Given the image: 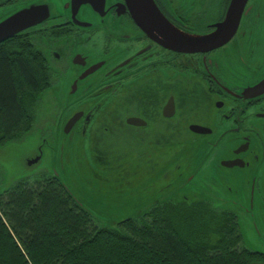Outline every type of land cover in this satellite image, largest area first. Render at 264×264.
Wrapping results in <instances>:
<instances>
[{
    "label": "flooded vegetation",
    "instance_id": "obj_1",
    "mask_svg": "<svg viewBox=\"0 0 264 264\" xmlns=\"http://www.w3.org/2000/svg\"><path fill=\"white\" fill-rule=\"evenodd\" d=\"M154 1L170 25L188 36L214 33L232 2ZM122 3L106 0L98 10L89 5L76 9L74 0H0V24L31 8L48 14L5 42L28 40L53 73L51 88L61 83L57 91L71 99L67 118L56 126L60 135L75 114L83 113L71 134L93 146L128 138L169 148L171 142L196 143L202 137L212 158L203 190H213V208L229 209L220 210L234 215L238 226L242 218L246 234L240 226L239 232L250 250L246 236L264 241V0H249L227 45L194 54L154 42L118 7ZM132 118L147 125H130ZM193 127L212 134H197ZM181 168L178 183L170 186L180 196L173 200L190 197L184 191L198 172L189 163ZM180 181L185 185L177 186ZM203 190L191 197L209 201Z\"/></svg>",
    "mask_w": 264,
    "mask_h": 264
},
{
    "label": "trees",
    "instance_id": "obj_2",
    "mask_svg": "<svg viewBox=\"0 0 264 264\" xmlns=\"http://www.w3.org/2000/svg\"><path fill=\"white\" fill-rule=\"evenodd\" d=\"M52 79L28 40L0 44V147L34 129ZM116 143L95 151L111 167ZM192 199L99 226L56 176L21 180L0 194V264H264L244 246L234 215Z\"/></svg>",
    "mask_w": 264,
    "mask_h": 264
},
{
    "label": "rangeland",
    "instance_id": "obj_3",
    "mask_svg": "<svg viewBox=\"0 0 264 264\" xmlns=\"http://www.w3.org/2000/svg\"><path fill=\"white\" fill-rule=\"evenodd\" d=\"M93 17L96 22L97 16ZM60 84L45 92L34 129L20 140L0 147V194L21 180H33L42 173L56 175L97 225L115 227L123 219L136 218L172 194L170 186L177 174L183 172V168L179 169L183 163L192 164V170L198 168L199 173L194 184L184 189V194L191 197L196 189L202 192L203 182L209 184L211 149L205 148L202 137H197L196 143L171 142L169 148L157 146L156 142L142 145L126 138L112 148L120 158L111 157V167L95 152L99 143L93 146L74 133L60 135L56 126L67 118L71 107V99L57 91ZM41 144L45 156L41 163L29 168L28 161ZM257 241L264 247V241Z\"/></svg>",
    "mask_w": 264,
    "mask_h": 264
},
{
    "label": "water",
    "instance_id": "obj_4",
    "mask_svg": "<svg viewBox=\"0 0 264 264\" xmlns=\"http://www.w3.org/2000/svg\"><path fill=\"white\" fill-rule=\"evenodd\" d=\"M74 1L77 2L76 9L81 7L82 5H89L100 10L103 7L105 8V3H106V0H74ZM248 2L249 0H232L225 21L217 25V29L214 33L206 36H197V35L188 36L175 30L162 15L154 0H124V3L118 4V7H122L125 12H128L131 18L137 24V26L141 29V31L145 33L150 39H152L157 44L173 51L194 54V53L209 52L227 45L237 34V31L241 24L242 16L244 14ZM47 15L48 14L41 7H38V8L23 10L11 16L10 18H8L7 20H5L0 24V44L4 43L5 41L14 37L15 35H18L19 33H21L26 29L41 24L46 19ZM76 23H79V21L76 20ZM101 67L103 66L97 67L92 71L90 70V73L89 72L86 73L81 79H84L85 77H87L94 71L100 69ZM82 117H83V113L75 114L68 121V123L65 124L63 132L66 135H70L72 130L75 128L77 123L82 119ZM64 120L65 118L62 119V121ZM128 123L133 126L147 125L146 122L140 119H133V118L129 119ZM192 131L202 135L212 134L211 130L204 129L201 127H193ZM43 145L44 144H41L38 147L35 156L28 161L27 166L29 168H33V166L38 165L43 160L45 156ZM50 151L52 152V149H50ZM234 165L235 164H231V166ZM198 174L199 173H197V175ZM56 177L59 178L58 176ZM180 182L181 183L178 184L177 186L185 185L184 182L182 181ZM61 183L64 185L66 190L73 196V198L77 201V203L83 206L70 192L67 186L62 181ZM176 183H178V179H176L175 183L172 185H175ZM178 193L179 192H173L172 194H168L166 198H164L162 201H158L154 203L152 207L157 203L172 199V197L174 195H177ZM203 193L207 195L209 197L207 199L213 203V190H207V191L203 190ZM181 199L182 198H180L179 200ZM189 199H192V197H188L187 200ZM205 200H206L205 198L200 197L197 201H205ZM192 201H196V199H192ZM217 209L229 210L227 208H217ZM145 212H142L139 215ZM241 219L239 222V226L242 230L241 232H243L245 236L246 233H245L244 221H242ZM245 242L246 245L250 248V250H252L255 253L264 255V247L258 241H253V239L251 240L246 236Z\"/></svg>",
    "mask_w": 264,
    "mask_h": 264
}]
</instances>
